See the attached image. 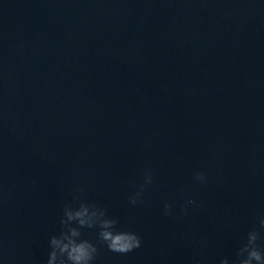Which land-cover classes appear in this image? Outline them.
I'll return each instance as SVG.
<instances>
[{
    "label": "water",
    "instance_id": "1",
    "mask_svg": "<svg viewBox=\"0 0 264 264\" xmlns=\"http://www.w3.org/2000/svg\"><path fill=\"white\" fill-rule=\"evenodd\" d=\"M0 109L128 205L151 169L130 206L231 260L264 214V0H0Z\"/></svg>",
    "mask_w": 264,
    "mask_h": 264
},
{
    "label": "clouds",
    "instance_id": "2",
    "mask_svg": "<svg viewBox=\"0 0 264 264\" xmlns=\"http://www.w3.org/2000/svg\"><path fill=\"white\" fill-rule=\"evenodd\" d=\"M194 179L200 184L208 183V176L204 171H195ZM155 177L151 169L144 171L143 182L136 191L129 195L128 203L132 206L145 203V193L153 184ZM85 189L75 186L72 199L63 206L60 217L59 232L49 238V252L45 264H95L99 255L98 245H103L108 251L116 254H127L142 246L141 236L134 231L120 230L118 219L108 215V209L95 202L83 198ZM203 205L193 199H185L180 205L177 220L189 215L190 207L199 209ZM175 204L165 201L162 212L164 216H173ZM84 229L97 232V243L85 238ZM200 249L207 246V241L192 238ZM194 264H201L195 261ZM219 264H264V214L257 218L256 225L249 229L246 236L235 252V257L220 258Z\"/></svg>",
    "mask_w": 264,
    "mask_h": 264
}]
</instances>
